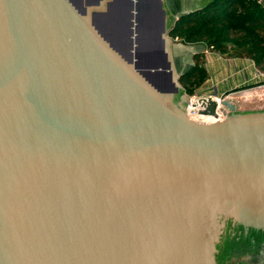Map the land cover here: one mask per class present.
I'll use <instances>...</instances> for the list:
<instances>
[{
	"label": "water",
	"instance_id": "1",
	"mask_svg": "<svg viewBox=\"0 0 264 264\" xmlns=\"http://www.w3.org/2000/svg\"><path fill=\"white\" fill-rule=\"evenodd\" d=\"M212 1L0 0V264L264 254V110L224 93L190 117L205 45L168 35Z\"/></svg>",
	"mask_w": 264,
	"mask_h": 264
},
{
	"label": "trees",
	"instance_id": "2",
	"mask_svg": "<svg viewBox=\"0 0 264 264\" xmlns=\"http://www.w3.org/2000/svg\"><path fill=\"white\" fill-rule=\"evenodd\" d=\"M168 26V35L173 40L202 43L205 48L220 53H243L253 57L256 63L264 60V6L260 0H213L202 9L171 20ZM201 56L202 53L196 54L194 65L179 77L188 95L207 77Z\"/></svg>",
	"mask_w": 264,
	"mask_h": 264
},
{
	"label": "crops",
	"instance_id": "3",
	"mask_svg": "<svg viewBox=\"0 0 264 264\" xmlns=\"http://www.w3.org/2000/svg\"><path fill=\"white\" fill-rule=\"evenodd\" d=\"M201 58L207 73L202 87H199L201 92L206 91L201 95L221 96L228 93V100L238 105L239 111L264 110V60L256 63L253 57L243 53L227 56V53L207 48ZM260 85L263 86L258 87ZM244 88H252L249 99L235 92ZM237 96L243 98L241 103L234 99Z\"/></svg>",
	"mask_w": 264,
	"mask_h": 264
},
{
	"label": "built area",
	"instance_id": "4",
	"mask_svg": "<svg viewBox=\"0 0 264 264\" xmlns=\"http://www.w3.org/2000/svg\"><path fill=\"white\" fill-rule=\"evenodd\" d=\"M264 85V84H263ZM263 85H260V86H258V87H262ZM251 90H252V88H244V89H241V90H237V91H235V92H238V93H240V94H243V95H245L246 97V99H249L250 97H251V94H250V92H251ZM230 94H228V96H229ZM208 96H210V97H212V98H215L218 102H219V100H220V96H217V95H211V94H209V95H197L193 100H191V98H190V101L188 102V104H187V106H186V112H187V114L190 116V117H192V118H194V119H198L197 117H199L200 115H202V114H198L197 113V108H198V104L196 103V100H197V98H199V97H208ZM221 106V105H220ZM223 111V112H222ZM206 116H209V115H206ZM225 115H224V109L223 110H219L218 111V115H217V118H219V119H221V118H223ZM209 117H213V116H209ZM212 119H216V118H212Z\"/></svg>",
	"mask_w": 264,
	"mask_h": 264
},
{
	"label": "flooded vegetation",
	"instance_id": "5",
	"mask_svg": "<svg viewBox=\"0 0 264 264\" xmlns=\"http://www.w3.org/2000/svg\"><path fill=\"white\" fill-rule=\"evenodd\" d=\"M182 101V100H181ZM221 218L224 219V216H221ZM236 224V222H235ZM231 225L232 228H235V225L233 224L231 219H225V226ZM251 230H256L254 228H246V231H251ZM245 231V232H246ZM261 230H256V232L254 233V235H259V234H264L263 232L261 233ZM256 243V242H254ZM260 245H264V242H261ZM256 245L252 246V248H255ZM251 251V250H248ZM251 253V255H250ZM249 259V262H251V264H264V254L260 253V250L258 253H254V252H248L247 257ZM245 260V259H244Z\"/></svg>",
	"mask_w": 264,
	"mask_h": 264
},
{
	"label": "rangeland",
	"instance_id": "6",
	"mask_svg": "<svg viewBox=\"0 0 264 264\" xmlns=\"http://www.w3.org/2000/svg\"><path fill=\"white\" fill-rule=\"evenodd\" d=\"M229 55H231V54H227V56H229ZM200 61H203V58H200ZM202 87V86H201ZM203 88H205V87H203ZM201 89L200 88H195V91H194V93L192 94V95H188V96H190L189 97V101H190V98H191V100L192 99H194L197 95H201V93L203 94L204 92H206V91H204V92H201L200 91ZM204 90V89H203ZM182 94L184 95L185 94V92H183L182 91ZM237 102L239 101L240 103L242 102V100H243V98L242 97H240V96H237V97H235L234 98ZM234 103V102H233ZM188 104V103H187ZM187 104L185 105V107L187 106ZM235 104V103H234ZM239 104V103H238ZM236 105V104H235ZM237 106L238 105H236V111H239L238 109H237ZM227 112H230V110H228V109H224V115L225 116H227Z\"/></svg>",
	"mask_w": 264,
	"mask_h": 264
},
{
	"label": "bare ground",
	"instance_id": "7",
	"mask_svg": "<svg viewBox=\"0 0 264 264\" xmlns=\"http://www.w3.org/2000/svg\"><path fill=\"white\" fill-rule=\"evenodd\" d=\"M193 100V99H192ZM196 103L199 104V101L196 100ZM223 112V111H222ZM199 120L201 121H209L211 120L213 117H209V116H206V115H200L199 117H197Z\"/></svg>",
	"mask_w": 264,
	"mask_h": 264
}]
</instances>
